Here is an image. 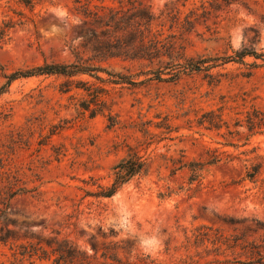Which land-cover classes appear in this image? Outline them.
<instances>
[{
	"label": "rangeland",
	"instance_id": "1",
	"mask_svg": "<svg viewBox=\"0 0 264 264\" xmlns=\"http://www.w3.org/2000/svg\"><path fill=\"white\" fill-rule=\"evenodd\" d=\"M142 1L158 15L172 7L181 20L197 13L174 59L113 58L95 76L9 81L46 61L88 56L89 29L73 0H0V166L24 188L8 201L0 226L59 232L89 253L92 243L100 252L116 243L131 264H259L264 0ZM243 50L255 54L241 60ZM192 58L208 61L185 72L181 64ZM85 81L106 101L95 116L80 106L89 97L77 87ZM130 148L147 158V170L114 196H96ZM153 238L159 243H144ZM11 255L0 243V264Z\"/></svg>",
	"mask_w": 264,
	"mask_h": 264
},
{
	"label": "trees",
	"instance_id": "2",
	"mask_svg": "<svg viewBox=\"0 0 264 264\" xmlns=\"http://www.w3.org/2000/svg\"><path fill=\"white\" fill-rule=\"evenodd\" d=\"M73 1L77 14L83 18L89 29V35L82 44L84 52L89 55L85 57L77 52L73 62L46 61L33 68L12 73L9 81L35 74L95 76L98 72L106 71L102 66L103 62L113 58L151 60L157 58L161 61V58L168 56L174 59V53L184 39V34L194 28L197 19V13L192 10L181 20L182 12L178 7H172L169 11L166 9L167 11H162L158 15L142 0ZM22 2L33 5V0H22ZM203 8L206 11V7ZM168 21L169 33L165 35V26ZM251 54L255 53L243 50L238 52V57L242 60ZM228 60H234V58ZM207 61L206 58L200 60L192 58L187 59L181 66L185 72L195 71L201 69ZM157 78L162 80L161 72ZM77 87L88 92L89 97L81 101L80 106L90 111L91 116H95L105 108L106 101L103 93L99 90L93 92L92 83L85 81L83 86L77 85ZM198 164L203 165L204 163ZM147 168V158L130 148L126 156L111 167L110 183L105 186L100 185V190L95 195L114 196L121 187L135 176L145 172ZM0 169L1 218L8 207V201L24 188L18 183L19 179L10 167L4 164L0 166ZM190 169L194 172L198 170L193 167ZM259 170L255 169L253 172L248 170V178L253 179ZM34 190H37V187ZM218 242L222 240L218 239ZM0 243L9 245L12 251L9 264H131L114 249L116 243L111 244L113 249L106 245L104 246L106 249L101 252L99 247L92 243L93 253H89L76 241L62 237L59 232L44 235L42 232L35 233L26 230L20 233L9 226H0ZM259 259V264H264L263 257ZM216 261L225 262L226 260L217 259Z\"/></svg>",
	"mask_w": 264,
	"mask_h": 264
},
{
	"label": "clouds",
	"instance_id": "3",
	"mask_svg": "<svg viewBox=\"0 0 264 264\" xmlns=\"http://www.w3.org/2000/svg\"><path fill=\"white\" fill-rule=\"evenodd\" d=\"M144 243H156V244H158L159 243V241L158 240H155V238H153V240L152 241H148V242H144Z\"/></svg>",
	"mask_w": 264,
	"mask_h": 264
}]
</instances>
